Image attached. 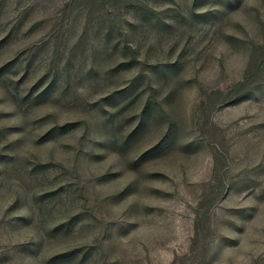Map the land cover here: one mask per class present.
I'll return each mask as SVG.
<instances>
[{
    "label": "rangeland",
    "instance_id": "obj_1",
    "mask_svg": "<svg viewBox=\"0 0 264 264\" xmlns=\"http://www.w3.org/2000/svg\"><path fill=\"white\" fill-rule=\"evenodd\" d=\"M0 264H264V0H0Z\"/></svg>",
    "mask_w": 264,
    "mask_h": 264
}]
</instances>
